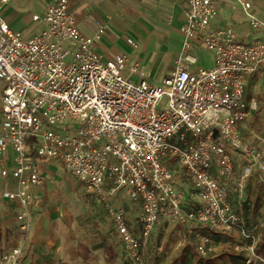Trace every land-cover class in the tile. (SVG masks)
<instances>
[{
	"label": "built area",
	"instance_id": "obj_1",
	"mask_svg": "<svg viewBox=\"0 0 264 264\" xmlns=\"http://www.w3.org/2000/svg\"><path fill=\"white\" fill-rule=\"evenodd\" d=\"M182 1L180 52L159 86L136 62L131 77H122L127 56L100 55L94 43L103 26L92 38L82 35L68 0H50L32 16L42 28L28 38L0 17V179L14 182L0 198L18 202L22 233L30 226L32 191L44 183L37 162L47 160L99 199L130 264H147L144 247L163 220L195 237L194 264H205L212 237L235 233L251 241L242 264H264L255 238L245 232L243 207L246 180L253 176L264 185V150L248 147L239 131L255 109L246 86L264 67V19L252 14L249 0H230L256 35L247 42L232 26L213 25L227 0ZM8 2L0 0V10ZM196 46L213 54L210 69L193 68ZM8 151L11 169L3 161ZM235 163L242 173L232 182ZM184 181L189 199L180 189ZM120 190L137 206L135 228L111 204ZM20 256L19 245L0 247V264H19Z\"/></svg>",
	"mask_w": 264,
	"mask_h": 264
},
{
	"label": "rangeland",
	"instance_id": "obj_2",
	"mask_svg": "<svg viewBox=\"0 0 264 264\" xmlns=\"http://www.w3.org/2000/svg\"><path fill=\"white\" fill-rule=\"evenodd\" d=\"M250 2L258 13L252 12V14L264 18V0H250ZM25 4L26 12H30L31 7L35 6L33 0H26ZM157 6L158 8L144 6L140 11L133 7L121 11L115 9L110 13L122 24L120 31L123 35H116V39L112 40L115 48L112 50L125 54L128 58L127 65L121 71L122 77H130L129 68L136 62L145 72L150 71L152 78L148 82L154 86H159L172 69L182 39V35L177 34L179 24L173 26L174 30L171 33L162 30L163 25L167 24L166 10L161 4ZM225 9L227 16L233 18L230 26L238 36L245 37L246 41L250 42L252 36L256 35L249 36L250 30L244 22L245 16L241 7L231 2ZM9 14L13 19L11 10L2 11L3 16ZM126 16L135 19L144 18V22H139L143 33L139 29H133V34L128 33L130 27L124 26ZM112 20L105 23L110 24ZM235 20H239L240 23L234 22ZM27 22L22 27L24 38L31 36L36 29L35 26L30 25L29 20ZM105 23L102 24L104 30L107 28ZM89 27L92 28L91 25ZM246 32L248 34H245ZM128 40H131L136 47L129 44ZM107 45L104 42V47H108ZM191 54L197 58V64L193 68L210 69L213 66V54L204 47H194ZM133 78L137 81V77ZM4 86L5 83L0 80V93ZM246 99L253 101L255 109L250 112L244 124L242 123L241 137L248 147L264 150V67L248 81ZM165 102L166 99H163L162 107ZM161 109L158 107V110ZM37 166L39 170L54 166L58 171L50 178H45L49 190L47 189L41 197L35 198V203L31 207L30 226L25 233L20 231L16 216L14 218L13 214L12 218L10 214L4 215V207L0 204V246L3 243L19 245L21 247L19 264H129L127 253L111 218L99 199L74 180L60 163L39 160ZM240 166L241 164L235 163L232 182H235L242 173ZM172 168L176 172L181 171L178 165ZM179 184L182 192H185V197L189 199L190 187L185 181ZM243 200L245 232L253 235L257 242V252L264 256V242L262 244L264 185L253 176L245 182ZM111 204L125 213L132 228L136 227L137 206L127 199L124 191L117 192ZM212 239L216 252L213 254L214 257L208 259V264H242L247 253V245L251 244V241L239 233L230 237H212ZM194 243L195 237L189 235L184 226L163 220L156 225L143 252L147 264H194L198 260ZM234 246H239L243 250L235 252Z\"/></svg>",
	"mask_w": 264,
	"mask_h": 264
},
{
	"label": "crops",
	"instance_id": "obj_3",
	"mask_svg": "<svg viewBox=\"0 0 264 264\" xmlns=\"http://www.w3.org/2000/svg\"><path fill=\"white\" fill-rule=\"evenodd\" d=\"M28 1H32V0H28ZM49 1L50 0H33V5L35 6L33 8L31 7L32 10L30 12L28 11L26 12L24 10L27 7L25 4L26 0H9L8 4L3 6L2 9L0 10V17L3 20H5L11 28L20 32L22 36H23L22 27L24 23H26L29 20L30 25L36 27L35 32H33L31 35L33 36L34 34H36L37 32L41 30L42 24L39 22H33L32 16L42 14V12L48 6ZM68 2H69L71 11L74 13L75 25L77 27V30L86 37H91V38L94 37L97 33V28H98L97 25L98 24L102 25L105 22L107 23V21L112 20V19L110 20V18H113L112 23L111 22H109L110 24L105 23L107 25V28L105 30L103 29L101 38L94 43L95 50L100 55H102L104 58H110L112 49H115L113 47L112 40L116 39V35H120V34L123 35V33H121L120 31L122 29V24L119 22L118 19H115V17L111 16L110 14L114 12L115 9L116 11H121L122 9L130 10L131 7H133L137 11H140L141 9H143L142 7L144 6H156L158 8L157 5L161 4L164 6L163 9L166 10V17H167V24H165V26L163 25L162 30L165 33H171L174 30L173 26L179 24V29L177 31V34L178 35L181 34L180 28H181V25L183 24V1L182 0H68ZM231 2L233 1L227 0V1H223L219 5L218 17L213 24L214 26H217V27L230 26L231 19L233 20V18L231 17L229 18L227 16L225 8ZM3 10H11L13 12V19L10 16V14L8 16H3L2 15ZM252 12H255V10L253 9V5H252ZM255 14H258V13L255 12ZM139 22H144V18L140 17V18L135 19L133 17L131 18V17L126 16V21L124 23V26L127 25L130 27L128 28V33L130 32L131 34H133L134 33L133 29L135 30L139 29V31L143 33V31L140 29V26H139L141 23ZM234 22L238 24L240 23L239 20L238 21L235 20ZM244 22H246V20ZM89 25H91L92 28H90ZM81 27L83 28L81 29ZM245 34H248V33L246 32ZM249 36H252V35L249 34ZM240 38L246 40L245 37H240ZM104 42L108 44L107 45L108 47H104ZM181 42H182V39H181ZM180 48H181V45H179L177 49V52H178L177 56L180 52ZM173 65H174V62H173ZM172 70H173V66H172V69L166 74L165 77L169 76ZM243 124H241V126L239 127L240 135H241V129H242ZM13 159H14V154L11 151H8V153L3 157L4 166L8 169H11L13 167ZM56 171L58 170L54 166H48L47 168L43 170L40 169L41 175L44 179V183L40 188L34 189L32 191L35 197H39V196L41 197L47 189L49 190L48 188L49 185H48V182L45 183L46 181L45 178L46 177L50 178V176H52ZM6 189L13 190L14 182L11 181L10 179H0V193L2 190H6ZM41 189H43V192H41ZM0 204L4 207V211H5L4 215L10 214V217H12L14 214V218H15V216L19 212L20 207L17 201H13L10 203H4L0 201ZM31 212L32 210L30 208V213ZM3 245L5 244L3 243ZM215 252H216V248L214 247L213 252L207 255L206 258L209 259V258L214 257L213 254ZM145 259H146V256H145Z\"/></svg>",
	"mask_w": 264,
	"mask_h": 264
},
{
	"label": "trees",
	"instance_id": "obj_4",
	"mask_svg": "<svg viewBox=\"0 0 264 264\" xmlns=\"http://www.w3.org/2000/svg\"><path fill=\"white\" fill-rule=\"evenodd\" d=\"M263 242H264V241H262V244H263ZM259 254H260V253H259ZM206 260H207V261H206ZM203 261H204L205 264H208V259H207V258H206V259H203Z\"/></svg>",
	"mask_w": 264,
	"mask_h": 264
}]
</instances>
